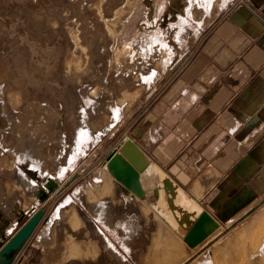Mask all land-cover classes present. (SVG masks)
Here are the masks:
<instances>
[{
    "label": "rangeland",
    "instance_id": "1",
    "mask_svg": "<svg viewBox=\"0 0 264 264\" xmlns=\"http://www.w3.org/2000/svg\"><path fill=\"white\" fill-rule=\"evenodd\" d=\"M232 2L235 0H0V201L12 203L19 216L14 224L19 227L35 210L45 211L23 254L29 264H178L193 252L195 248H186L179 236L176 240L182 243L175 241L177 248L181 246L178 254L164 252L167 239H173L161 228L153 230L151 220L146 221L150 209L145 204L135 201L126 205L113 179L103 170L101 155L122 138L135 139L137 125L157 111L172 78L181 74L188 52ZM98 13L129 15L120 43L111 48L120 52L125 44L139 45L138 54L143 58L139 74L155 70L153 79L137 86L140 93L135 98L137 87L129 86L124 89L127 92L116 90L121 71L103 60L95 47L94 33H87L86 38L92 36V40L82 53L86 57L85 76L75 79L65 74L67 63L74 65L78 58L66 49L64 37L51 35V29L45 35L32 30L33 24L43 30L45 19L63 16L75 21ZM66 28L62 22L59 31L64 33ZM148 49L155 53L149 62L143 55ZM124 69L133 70L127 62ZM112 107L119 111L114 126L97 141L90 140L74 150L78 131L100 130ZM58 110L63 125L55 122ZM60 165L65 171L59 174ZM21 175L45 192L46 180L57 187L40 201L19 184ZM105 176L110 187L103 193L100 185ZM4 206L0 204V210L7 211ZM69 213L75 216L73 227L65 218ZM50 224L51 240L43 242V231ZM218 231L222 234L220 242L214 246L203 242L208 244L207 250L189 264H264V198L239 222L219 227L214 235ZM213 236L209 237L212 241ZM153 255L160 257L154 259Z\"/></svg>",
    "mask_w": 264,
    "mask_h": 264
},
{
    "label": "crops",
    "instance_id": "2",
    "mask_svg": "<svg viewBox=\"0 0 264 264\" xmlns=\"http://www.w3.org/2000/svg\"><path fill=\"white\" fill-rule=\"evenodd\" d=\"M184 60L157 111L137 125L136 140L125 138L220 227L236 224L264 198V0L232 2ZM15 210H0V246L19 227ZM146 217L153 230L178 242L151 209ZM28 241L11 255V264H29L23 255Z\"/></svg>",
    "mask_w": 264,
    "mask_h": 264
},
{
    "label": "water",
    "instance_id": "3",
    "mask_svg": "<svg viewBox=\"0 0 264 264\" xmlns=\"http://www.w3.org/2000/svg\"><path fill=\"white\" fill-rule=\"evenodd\" d=\"M102 168L113 179L117 194L125 202L140 201L148 206L166 226L181 237L189 249L206 241L220 227L176 181L153 164L130 138L123 139L106 154ZM45 186L47 192H52L56 183L46 180ZM47 192L39 190L36 195L40 201H45ZM44 215L43 209L32 212L0 246V264H11V255L30 239Z\"/></svg>",
    "mask_w": 264,
    "mask_h": 264
},
{
    "label": "bare ground",
    "instance_id": "4",
    "mask_svg": "<svg viewBox=\"0 0 264 264\" xmlns=\"http://www.w3.org/2000/svg\"><path fill=\"white\" fill-rule=\"evenodd\" d=\"M129 4V3H128ZM160 5V4H159ZM131 8V7H130ZM101 10V9H100ZM99 12V11H98ZM116 13V11H114ZM123 12V11H122ZM120 14V13H119ZM124 14V13H123ZM92 16V15H91ZM85 17L82 19H75L74 20H70V21H67L68 18L66 17H63V16H58L56 18H52L48 20L45 19V24H44V29L43 30H40L39 27H35L36 25H32L33 28L32 30L35 32L34 29H37L39 31H42L41 35H45L49 32L48 29H51L50 31V34L51 35H54L55 34H59V36L61 37V35L64 37L65 39V42H66V49L68 51H70V54H77V58H78V62L75 63L74 65L70 64V63H67L66 67H65V74L66 76H76L75 79H79L81 78L82 76H85V68H86V65H85V59L86 57L84 58V56L82 55V53L84 52L83 49L85 48L86 43H91V40H92V36L90 37V39L86 38L87 36V33H94L95 35V47L100 50L102 52V57H103V60L104 61H108L107 63H109L110 65H113L114 68L113 69H116L117 71H121L119 72V74L117 75V79H116V90L120 91H124V89L126 90L127 87L129 86H132V87H136L139 86L141 83H144V82H147V81H150L151 79H153L154 77V74H155V70H149L147 72V74L145 75H141L139 74L140 70H139V66L140 65H143L140 63V60L143 58H140L139 57V45L138 47H134L132 44H125L124 46H122V50L119 52L117 51H113L111 46L114 45V44H118V42L121 40V36L124 34V25L127 24V19H128V16H123V15H115L114 16H111L109 17L108 15H104V14H99L98 13V16L96 15V17ZM179 17V16H178ZM37 18V17H36ZM2 19V18H1ZM41 19V18H40ZM39 19V20H40ZM44 21V20H43ZM2 22V21H1ZM33 22V21H32ZM36 22V21H35ZM62 22L65 23V25L67 26L66 30L64 33H61L59 30H60V27H62ZM4 23V22H3ZM37 23H38V20H37ZM32 24V23H31ZM36 24V23H35ZM39 24V23H38ZM40 25V24H39ZM19 27V26H18ZM22 27V25H21ZM42 27V26H41ZM28 28V26H27ZM31 28V27H30ZM31 33V32H30ZM37 33V32H35ZM40 33V32H39ZM38 33V34H39ZM28 34V32H27ZM32 34V33H31ZM30 34V35H31ZM33 37V36H32ZM38 37V36H37ZM45 37V36H44ZM52 37V36H51ZM35 38V37H34ZM43 38V37H42ZM41 38V39H42ZM31 39V38H30ZM33 39V38H32ZM37 39V38H36ZM48 39V38H47ZM88 39V40H87ZM18 40V39H17ZM22 41V40H21ZM44 41V39H43ZM94 42V41H93ZM120 43V42H119ZM22 44V43H21ZM34 46V45H33ZM115 46V45H114ZM17 47V46H16ZM20 48V47H18ZM116 48V47H114ZM21 49V48H20ZM24 49V47H23ZM50 49V48H49ZM128 49V50H127ZM30 50V49H29ZM117 50V49H116ZM39 51V50H38ZM37 51V52H38ZM136 51V53H135ZM21 52V51H20ZM114 52V53H113ZM24 53V52H23ZM34 53V52H32ZM52 53V52H51ZM28 54V53H27ZM30 54V52H29ZM143 55H144V58L149 62V61H152V59L154 58V55L155 53L151 50V49H148V50H145L143 51ZM18 56H19V53H18ZM23 56V55H22ZM36 56V55H35ZM48 56V55H47ZM74 56H72L73 58ZM18 58V57H17ZM50 58V56H49ZM21 59V58H20ZM67 59V57H66ZM71 59V58H70ZM68 59V62L69 60ZM73 59H76V58H73ZM79 59H83V61H79ZM125 59H127L125 61ZM26 60V59H24ZM28 60V59H27ZM32 60V59H31ZM30 60V61H31ZM40 60V59H39ZM47 60V59H46ZM19 61V60H18ZM38 61V60H37ZM57 61V60H56ZM87 61V60H86ZM71 62V60H70ZM124 62H127V65L129 64L131 66V68H133V70H128L126 71L124 69ZM27 63V61H26ZM33 63V62H32ZM52 63V62H51ZM87 63V62H86ZM21 64V63H20ZM25 64V63H24ZM36 64V63H35ZM45 64V62H44ZM12 65V64H11ZM38 65V64H37ZM36 65V66H37ZM26 66V65H25ZM34 66V65H33ZM48 66V65H47ZM145 66V65H144ZM116 67V68H115ZM129 67V66H128ZM127 67V68H128ZM33 69V68H32ZM36 69V68H35ZM34 69V70H35ZM52 69V68H50ZM110 69V68H109ZM142 70V69H141ZM46 71V70H45ZM87 71V70H86ZM144 71V70H143ZM59 72V71H58ZM47 74V71L45 72ZM51 75V74H50ZM108 75V74H106ZM109 76V75H108ZM107 76V77H108ZM49 77V76H47ZM51 77V76H50ZM73 77V76H72ZM94 76L92 75L90 78H93ZM104 78L106 79V77L104 76ZM47 79V78H46ZM70 79V78H69ZM73 79V78H72ZM78 81V80H77ZM3 82V81H2ZM90 87V86H89ZM141 87V86H140ZM7 88V87H6ZM31 88V87H30ZM133 89V88H131ZM143 89V88H142ZM129 91V90H128ZM139 87H137V89L134 91L133 93V97L132 98H135L139 92ZM124 92H127V91H124ZM123 93V92H122ZM131 93V92H130ZM129 92L127 94H130ZM22 94V93H21ZM9 96V95H8ZM13 96V95H12ZM122 96V95H121ZM124 96V95H123ZM7 97V96H6ZM128 97V95H127ZM131 97V95H130ZM93 98V97H92ZM14 99V98H13ZM125 99V97H124ZM121 100V99H120ZM133 100V99H132ZM131 100V101H132ZM123 101V100H122ZM19 102V101H18ZM118 102V101H117ZM125 102V101H124ZM123 103V102H122ZM7 104V103H6ZM3 107V106H2ZM16 108V107H15ZM110 109V108H109ZM60 110V109H59ZM58 110V111H59ZM99 110V109H98ZM61 114V111H59L56 116L54 117L55 118V122L57 125H61L64 120H62V122H60L58 120L59 116ZM89 114V113H88ZM96 114V113H94ZM11 116V115H10ZM118 116H119V111L117 108L115 107H112L111 108V111L109 112V117H108V120L107 122L105 123L104 127H102L100 130H94V131H90L88 129H80L77 133V141H76V148L74 150H79L81 148V146L85 143H87L88 141L90 140H93V141H97L99 138H100V135L101 134H105L107 133L113 126L114 124L117 122L118 120ZM52 118V117H51ZM65 119V118H64ZM110 119V120H109ZM63 125V124H62ZM31 137V136H30ZM36 145V144H35ZM22 147V146H21ZM18 149V148H17ZM8 150V149H7ZM76 151V152H77ZM54 152V151H53ZM75 153L71 154L69 156V159H68V164L73 161L74 159V156H75ZM81 153V152H80ZM66 165V164H65ZM64 165V166H65ZM61 166V165H60ZM14 167V166H13ZM69 167V166H67ZM65 167H60L57 169L58 173L60 174L61 171L63 172ZM67 170V169H66ZM65 171V170H64ZM18 173V172H17ZM22 174V173H21ZM18 175V174H17ZM50 178V177H49ZM55 179V178H54ZM58 179V178H57ZM113 181V180H111ZM17 183V182H16ZM19 184H21V186H23V188H25V191H27V193L29 194H32V195H36V193L40 190L38 189V186L37 184L33 183L30 179H28L27 177H25L24 175H21V177L19 178ZM20 186V185H19ZM16 187V186H15ZM57 187V186H56ZM60 187V186H58ZM109 187H110V184H109V181H107L106 179V176L105 177H102L101 178V185H100V191L103 192V193H106L107 191H109ZM14 188V187H13ZM18 188V187H17ZM22 188V187H21ZM57 189V188H56ZM9 190V189H8ZM14 190V189H13ZM112 190V189H111ZM19 191V190H18ZM23 192V191H22ZM21 192V193H22ZM0 193H1V190H0ZM12 193V192H11ZM52 193V192H51ZM108 194V193H107ZM28 195V194H27ZM52 195V194H51ZM22 196V195H21ZM1 198V196H0ZM5 205L3 208L9 210L12 208V203H6V202H2L0 201V204ZM28 205V204H27ZM19 210V209H18ZM92 210V209H91ZM14 213V212H13ZM58 211L56 212L55 215H58ZM15 215V214H14ZM55 217V216H54ZM66 220H67V223L73 227L75 226L74 225V219H75V216L74 214H67V216L65 217ZM53 222V221H52ZM50 223V222H49ZM53 225V223H52ZM234 228V227H233ZM171 229V228H170ZM172 230V229H171ZM231 230V229H230ZM233 230V229H232ZM228 232V231H227ZM51 224L46 226L44 231H43V236L41 237V240H43V242H48L51 240ZM218 234L220 233V231L217 232ZM216 233V234H217ZM224 235V234H223ZM226 237V236H225ZM222 239V235L220 237H217V239H215L214 241H209V243L211 244V246H214L216 245L218 242H220V240ZM224 239V238H223ZM69 240V239H68ZM210 240V239H209ZM208 241V240H207ZM178 242L180 243L181 241L178 240ZM235 242V241H234ZM68 243H70L68 241ZM73 243V242H72ZM208 243V244H209ZM230 243V241H229ZM178 244V243H177ZM175 243V240H168L166 241V250L163 251L166 252L167 251V254L168 255H171L173 254L174 252H177L178 248L180 247H176L175 245H177ZM208 244L206 245L205 243L200 245V246H197L192 253H189L188 255H185L184 259L178 263V264H189L188 262H190L192 259L191 262H193L195 260L194 257H196L198 255V253L200 252H204V249L208 246ZM227 244V243H226ZM231 244V243H230ZM66 245H70V244H67ZM72 245V244H71ZM70 245V246H71ZM69 246V247H70ZM226 246V245H225ZM234 246V245H233ZM157 248V247H156ZM155 248V249H156ZM225 248V247H224ZM229 248V247H228ZM232 247H230L229 249H231ZM157 250V249H156ZM159 250V249H158ZM161 250V249H160ZM207 250V248H206ZM232 250V249H231ZM162 251V252H163ZM179 251V250H178ZM220 251V250H219ZM223 251V249H222ZM73 252V251H72ZM158 252V251H157ZM159 253V252H158ZM222 253V252H221ZM225 253H226V250H225ZM157 254V253H156ZM161 253H159L160 255ZM164 254V253H163ZM162 254V255H163ZM166 254V253H165ZM178 254V252H177ZM176 254V255H177ZM157 256L160 257V256ZM175 255V256H176ZM64 256V255H63ZM154 256V255H153ZM164 256V255H163ZM166 256V255H165ZM172 256V255H171ZM71 257V256H70ZM168 257V256H167ZM63 258V257H62ZM156 257L154 256V259ZM156 258V259H157ZM165 258V257H164ZM170 257H168L169 259ZM64 260V259H63ZM159 260V259H158ZM156 260V262L158 261ZM161 260V259H160ZM241 260V259H240ZM244 260V259H243ZM68 261V260H67ZM168 261V260H167ZM190 262V263H191ZM63 263V262H62ZM61 263V264H62ZM158 263H161L158 261Z\"/></svg>",
    "mask_w": 264,
    "mask_h": 264
}]
</instances>
